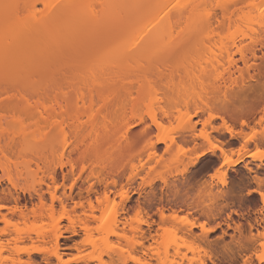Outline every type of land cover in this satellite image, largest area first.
<instances>
[{"label":"rangeland","instance_id":"obj_1","mask_svg":"<svg viewBox=\"0 0 264 264\" xmlns=\"http://www.w3.org/2000/svg\"><path fill=\"white\" fill-rule=\"evenodd\" d=\"M231 2L235 0H213L212 9L206 6L213 12V31L216 33L212 53L208 56L213 60V95L200 89L189 91L195 96L189 106L175 103L169 93L156 85L152 88L141 87L134 83L135 86L129 87L128 94H117L107 88H94L90 82L95 75V67L81 65L80 61L75 62V55L68 48V40L65 42L68 46H62L66 39L63 42L49 41L48 43L56 45L55 50L50 47L53 44L48 46L51 48L49 51L45 47V51L40 50L45 44L41 47L38 45L40 48L28 46V51L25 50L27 53L32 49L34 51L37 47L34 52H30L32 55L24 53L25 47L20 45L22 48L19 49H23L24 54L22 55L26 57L23 56L21 59L18 55L21 50L15 54L16 57L13 55L16 61L19 58L23 60L21 64L20 62L17 64L18 67L26 66L31 56L36 59L35 55L44 56V53H49L46 59L51 60L52 64H37L42 66L38 70L40 72L44 70L43 72L37 71L36 64V70L33 69L34 67H32L33 70L29 69V63L25 68L33 71V74L32 71L29 73L34 80L37 76L36 80L43 82L47 78L49 82L56 78H58L57 81L62 79L63 81L58 82L59 90L48 89L40 91L41 93L38 91L24 100L17 90L0 88V101L16 104L28 100L32 107L69 109L71 117L65 119L59 114H54L52 118L44 120H28L24 116L23 125L9 119L0 127V144H11L12 142H9L11 138L18 142L34 141L55 130L56 127L64 129L67 133V140L60 135L57 141L60 144H68L72 141L70 133L75 127L80 126L84 133L79 142L89 152L83 161L75 165L76 176L72 180L64 182L62 178V173L70 169L69 164L63 172L59 169L58 187L65 191H58V195L64 192L72 194L78 202L76 195L81 183L79 178L83 176L82 182L86 187L85 196H87L85 191H89L93 186L94 191L103 194H101L103 197L97 194L99 197L103 199L107 197L104 195H108L110 199L105 205L107 200L104 198L106 201L103 200L102 206H99L102 199L98 200L99 197L96 199L97 195H93L91 199L89 198L90 204L85 200L84 207L74 209L72 205L67 208L66 212L62 210L59 203H55V212L52 217L34 218L31 216L28 221L15 216L11 218L13 215L10 213H13L12 209L16 208V204L0 201V205H5L12 211L9 208L2 210L3 213L9 214L11 223L8 226L0 224V264H28V254L33 253L34 250L52 249L51 234L57 228L64 232L61 242L65 249L63 252L66 264H82L76 261L79 253L74 247L75 244L83 242L85 237V241L88 242L90 239L96 244L94 246L86 243L81 254V257L92 260L90 264H100V258L106 264H110L108 251L111 248L115 252L128 256L131 249L134 250L131 248L132 244L142 240L141 235L131 233L127 227L126 238L110 237L106 245V235L101 228L103 221L99 222L103 206L108 209L106 216L102 214V219L106 220V223L113 217L118 220H128V222L134 221L132 223L135 225L141 221L147 222V225L142 226L145 230L148 228L151 231L152 236L149 234L147 236L148 242L144 241L145 246L150 247L147 248L150 255L145 256L144 250L141 251L142 248L136 246L135 252L139 256L137 254L135 256L141 257L140 259L144 256L146 259L151 256L148 259L151 264H243V258L249 254H241L240 247L252 236L264 233V205L259 195V192H264V171L260 170L259 174L250 176L247 175L245 168V163L249 161L255 162L254 164H264V45L253 36L254 31L262 30L263 19L259 12L244 8V13L242 11L241 15L235 18L238 22L236 26L229 28L227 25L229 16L223 13V8ZM100 6L98 5L95 9L99 14ZM39 9V16L41 12L42 15L48 11L42 5ZM100 9L102 10L101 7ZM207 10L205 15L208 14ZM262 10H264V3H262ZM26 16L27 14L24 17ZM84 16L83 18L87 17L85 14ZM4 18L2 19L5 20ZM28 19L25 23H30L27 22ZM89 20L87 19L90 22L87 25L91 28L95 20L93 16L89 17ZM17 23L21 26L24 20L17 21ZM5 26L8 28V25ZM80 26L86 28L83 23ZM80 28L78 27L77 30L81 31ZM90 28H86L85 31ZM114 28L117 29V26ZM183 29L184 27L181 31H184ZM113 30L111 29L112 33L115 32ZM93 32H96L95 28ZM234 40L237 45L253 44L256 47V55L253 57L249 54V60L244 61L232 45ZM262 42L264 43V38ZM59 43H62L61 46ZM36 52L38 54H34ZM228 52L232 53L233 58L237 60V67L229 69ZM66 54L73 56L70 55L67 58ZM8 56L6 55L7 58L1 56L4 59H0V70L5 71L6 68H10L8 70L12 73L16 70H13L14 67L11 72V67L17 62L13 60L12 54ZM95 56L93 60L96 62L100 54ZM43 60L45 63V59ZM24 62H26L25 65H23ZM21 71H23L22 68ZM15 73L13 72L14 78ZM22 73L26 76L28 72L25 70ZM1 74L0 78L5 75V72ZM9 74L6 73L5 77H9L7 76ZM19 76L16 79H23V75ZM24 78L28 80L27 76ZM177 84L180 86L183 83L178 82ZM225 94H227L226 97L223 96ZM54 98L58 100L55 101ZM141 119L143 124L140 123ZM188 120H191L196 128L192 138L185 137L188 134H183L182 128ZM144 124L153 131V141L162 139L157 142V154L151 157L150 152L146 150L147 142L140 140L137 136ZM131 125L134 126L135 137L129 132ZM227 127L230 128L232 134L226 131ZM98 144L104 147L100 159L94 156V149ZM214 147L216 148L215 153L211 151ZM133 148H138L140 154L143 151V155L130 152ZM253 152H258L262 157L260 158L257 153L258 158L261 160L257 158L253 161L247 158V155ZM59 154H64V162L68 161L69 150L65 152L62 149ZM112 155L114 158H110ZM200 157L203 158L201 164L196 167L192 166ZM240 158L244 161L236 166L228 163L222 164L223 159L228 162ZM9 162L8 175L20 189L38 185L40 180L47 176V170L42 165L39 167L36 164L25 165L18 157L12 158ZM211 176L213 185L208 190L205 189V184ZM6 177L8 178L7 175ZM6 177L0 171V191L12 186ZM153 187L155 191H152ZM125 191H132L130 193L133 196L132 207L127 214L122 213L123 205H121L122 197H120ZM204 191H212L213 194L210 195ZM17 192L23 197L18 210L35 208L38 203L35 191ZM43 192L50 201L48 191ZM248 193L250 194L247 195ZM210 208L213 211L212 216L206 212L207 209L211 210ZM92 211L98 217V222L91 217ZM125 217L127 220L124 219ZM86 222L88 229L91 230L89 239L90 233L87 232V234L83 229V226L87 225ZM73 229L77 231V234L72 233ZM263 243V239L258 241L256 252L253 254V264H264ZM36 258L40 262V257ZM144 260L141 261L144 262ZM129 264H137V262Z\"/></svg>","mask_w":264,"mask_h":264},{"label":"bare ground","instance_id":"obj_2","mask_svg":"<svg viewBox=\"0 0 264 264\" xmlns=\"http://www.w3.org/2000/svg\"><path fill=\"white\" fill-rule=\"evenodd\" d=\"M212 3L213 0H0V59L3 57L5 58L6 55L8 56L9 54H12V56L14 55L16 57L15 54H18V50H21L19 48L22 47H25V53V50L28 51V46H31L32 48L33 46L38 47L39 45L41 47L42 44H45L40 50L45 51L44 47L48 51L51 49L50 47L55 50L57 49L56 45L53 43L52 45L48 42H63L66 39V41L61 44L65 47L68 46L67 43H65L68 40V48H70L71 52L75 55V62L80 61L79 63H81V65L86 64L87 67H95V75L92 77L90 82L94 88H107L117 94H128L130 92L129 87H132L133 85L135 86V84L141 87L149 86L152 88L154 85H156L158 88L165 90L166 93H169V95L173 97L175 103H183L184 105L189 106L195 99L194 94L192 92L189 93V91L200 89L207 94L213 95V60H211L208 56L212 53L214 35L216 33L213 31V12H211L208 7L206 8V6L211 8ZM262 3H264V0H235V2H231L223 8V13L229 16L227 25L229 28H233L238 23L236 22L237 19L235 18H238L237 16L241 15L240 13H242L244 8H248L253 12H259L263 19V28L260 31H254L253 36L255 39H258L262 45H264L262 42L264 38V10H262ZM41 5L44 6V9L48 11L46 13L44 12L42 15L41 12L39 16V8ZM98 5H101L100 7L102 8L101 10L99 7L98 11H100V14L97 12V10H95L98 8ZM206 10L208 13H206L207 15H205ZM11 13L13 14L11 15ZM87 13L88 16L89 14H93L89 17L93 16L95 20L94 23L92 22V24L94 25L96 32H93V25L91 27L92 29L87 25L90 23L88 22L90 20L87 16ZM26 14L27 16L24 17ZM84 14L87 16L86 18L88 21L86 18H83L85 17ZM20 19L24 20V24L21 26L20 23H17V21H21ZM26 19H28L27 22L30 23H25ZM83 19H85L84 21L86 23L83 21ZM82 23L83 25L85 24L86 28H90V30L87 29L88 31H85L86 28L83 27L85 32H82L83 28L80 26ZM5 25H8V28H6L7 26ZM77 26L79 28L81 27L80 30H82L78 31ZM113 26H117V29H115ZM182 26L184 27V31H181L183 28ZM143 27L145 28L142 29ZM178 27L181 29H177ZM111 29H114L115 32L113 30L114 33H112ZM61 44L59 43L60 46ZM49 45L52 46L48 47ZM232 45L237 49V52L241 55V58L246 62L249 60V54H251L253 57L256 55V47L253 44L237 45L236 40H234ZM57 47L59 49L58 45ZM22 51L23 49L21 50L20 54H18L21 59L23 56H25L22 55L24 54ZM31 51L34 52L33 49ZM30 52H26V54L32 55V52ZM34 54L38 53L36 52ZM47 54L49 53H44V56L40 54L35 55L36 59L31 56L32 59L31 57L29 58L31 62H24L23 65L26 63V66L29 65V69L34 67L33 69L35 70L38 67L37 71H39L38 69L42 68V66L39 65L53 63H50L51 60H48V58L46 59ZM99 54L100 58L95 62L93 59L96 57L95 55ZM70 55L71 54L67 55V58H69L68 56ZM1 56L3 57L1 58ZM72 56L73 55H71V57ZM8 57L12 58L11 56ZM15 57L13 60H15ZM21 59L20 61L15 60L17 63L13 62L14 66L12 65L11 72L14 67H18L17 64H19V62L21 64L23 61ZM43 59H45V63ZM40 60H43L42 63ZM227 60L229 69L235 66L237 67V60L233 58L232 53L228 52ZM35 64L39 65L36 67ZM26 66L21 65L20 67L23 71L26 70V72L31 73L33 69L29 70L28 68H25ZM20 67L17 69L14 68L13 70L16 71L13 72L15 73L18 71L15 73L16 77L18 78L19 75V77L23 75V79H16V77L14 78L13 72L10 73V70H8L10 68H6L5 71L0 70V74L3 72L1 75H3L4 72L5 75L6 73H10L7 75L9 77H5L4 75L2 76L3 79L0 78V88L6 90H17L19 96L23 100L30 96V94L37 93L38 91L42 92L48 89H53L54 91L59 90L60 87L58 82L63 81V79L58 81V78L54 79L53 81H51V79L49 82V79L47 78L44 82L40 80L42 82L39 83L40 81L36 80L37 76L34 80V77L30 73L29 74L33 78L31 76L29 77V74L27 73L26 76L28 80H24V77L26 76H24L25 73H22L23 71H21ZM19 72H21V74H18ZM11 74L13 75L11 76ZM178 82L183 84L179 86L177 84ZM183 86L184 88H182ZM56 95H54V97H56ZM226 95L227 94L223 96L226 97ZM54 99L55 101L58 100L56 98ZM0 110V127L5 121H8L9 119H12L13 122H18L20 125H23L24 116H26V119L28 120H44L50 117L52 118L54 114H59L65 119L71 117L69 115L71 110L69 109L53 107L47 108L45 106L32 107L28 100L16 104L12 102L0 101ZM140 123L143 124L142 119L140 120ZM134 124L135 123H133V125ZM133 125H131V128L129 129V132L132 136L134 135ZM183 127V134H188L185 137L192 138L196 128L192 124L191 120H188ZM59 128L56 127L55 130L42 135L39 139H34V141L22 140L18 142V140L11 138L12 140L10 139L11 141H9L12 142L11 144H0V171L4 173L5 177L6 175L8 176V178H6L12 185L11 187L0 191V201L14 202L16 204V208L12 209L13 213H10L13 215L11 218L15 216L19 217V219L23 221H28L31 216L34 218L52 217L55 212V203H59L62 210L66 212L68 207H71L72 205H74V209L78 207H84L83 205L85 204V200L90 204V199L92 198L91 196L97 194L100 196L102 194H99V191H94V187L91 186L89 191H85L87 194V196H85L84 190L86 187L85 183L82 182L83 176H80L79 180L81 183L78 187L79 192L76 195L79 199L78 202H76L77 199L72 194H67L64 192L58 195V191H65L60 190L58 187L60 177L58 172L59 169H61L63 172L66 165L69 164L70 169H67L66 173H62V178L64 182L72 180L76 176L77 168L75 169V165L79 161H83L89 152L88 149H84V146H82L79 142V139L84 133L83 128L80 126L75 127V129L70 133L72 141L68 144H60L57 141V138L60 135L64 136V139L67 140L66 131ZM226 131L231 133L230 128L228 127ZM137 136L140 140H145L147 142L146 150L147 152L151 153H149L150 157L151 155L153 156L157 154V142H160L162 139L153 141V131L150 128H147L144 124L141 132ZM133 137H135V135ZM215 147L213 150H211L213 153L216 151ZM62 149L65 152L69 150V159L67 162H64V154H59ZM103 149L104 147L101 144H98L94 149V156L100 159V157H102L101 154ZM137 149L138 148H133L130 150V152H138L139 150ZM142 152L143 151H141V154L139 152L138 153L143 155ZM220 152L223 153L222 149ZM257 153L258 152H253L252 154L247 155V158L255 161L260 155L259 153V155H257ZM14 157L21 159L25 165L36 164L38 167L42 165L43 168L47 170L46 178L40 180L38 185L32 186L30 188L20 189L19 186L13 183V180L8 175L10 170L9 161ZM112 157L114 158V155H112L110 158ZM260 158H262L261 155ZM260 158L257 160H261ZM202 159V157L198 158L196 162L192 164V166L196 167L200 165ZM243 161L244 160L242 158L236 161L228 162L223 159L222 164L228 163L232 166H236ZM254 163L250 161L245 163L247 175L251 176L257 173L259 174L260 170L264 171V164ZM134 177L135 176H133V179H135ZM212 180L213 177L211 176L209 181H207L205 184V189H211L213 185ZM154 189L155 188L153 187L152 191H155ZM17 191H35L36 198L38 199V203L35 205L36 209L34 208L28 210L26 208L25 210H18V205H21L23 197H21V194ZM43 191H48L50 195V201L46 198V195ZM161 191H163V189ZM104 192L108 193V191ZM123 192L120 196L122 197L121 205H123V207L121 206L123 208L122 213L127 214L132 207L131 204L133 202V196L130 193L132 191H125V193ZM204 192L207 194L209 193L210 195L213 194L212 191ZM98 195L95 196L96 199L99 197ZM259 195H261L260 192ZM104 196H107L104 197L107 201L104 198L102 199L103 196L99 197L98 200L100 198L102 199H100L101 204L99 206H102L103 200L106 201H104L105 205L109 202L110 198L108 195ZM261 200L264 205V196L262 195ZM137 204L140 207V204ZM24 206L26 207V205ZM103 207L102 210L100 209L102 213L100 211L101 216H99V219L101 220L99 222L103 221L101 228L106 235V245L109 243L110 237H116L118 239L126 238V230L128 228L131 233L134 232L136 233L135 235L138 234L137 236L140 234L142 238L141 241H135L133 243L134 246L132 244L131 248H134V250L131 249L132 251L129 252L128 256H124L120 252H115L112 248L109 249L108 257L110 264H129L130 262H137V264H151L148 260L151 256L147 259L145 258V256L150 255L148 253L149 250H147L148 247L145 246L144 241L147 240L148 242L147 236L148 234L149 236L151 235V231L150 229L148 230V228L145 230L142 226L144 224L147 225V222L141 221L135 225L132 223L134 221L128 222L126 217L124 219L127 221L118 220V218L113 217L108 223H106V220L102 219V214L106 216L105 214H107L106 211L108 209H105V206ZM7 208L9 207L0 205V224L2 223L6 226L11 223V218L9 217V214L3 213L2 210ZM10 209L11 208H9V210ZM207 210L208 211L206 212L212 216V209ZM93 211H95V209ZM92 214L93 215L91 216L90 214V216L93 217L95 222L99 220L98 217L94 215V212ZM87 222H89V220ZM87 222L85 224H87ZM83 227L86 233H90L88 239L91 238V230L88 229V224L84 225ZM72 233L77 234V231L73 229ZM63 237L64 232L61 229L57 228L54 230L51 234V243H53L52 249L34 250L33 253L28 254V264H66L67 261L64 260L65 254L63 252L65 249L62 247L61 242ZM85 239L83 240L84 243L81 242L75 244L74 248L79 253L76 261L81 262L82 264H90L92 260L81 257V254L83 253L82 251L84 250L86 243L87 245L90 243L94 246H96V244L90 239L88 242L85 241ZM260 239L264 240V233H259L258 236H252L247 243L240 247L241 254H249V256L247 255L245 258H243V264H253V254L256 252V246ZM136 246L141 247V251L147 250V252L145 251L146 253L143 251L145 256L143 255L144 257H142V259H140L141 257L138 258L135 256V254H137L135 252ZM262 246H264V243ZM138 250L139 249H137V251ZM137 255L139 256V254ZM36 257H40V262ZM143 258H145V260ZM141 260H144V262ZM99 263L106 264V262H104L101 258L99 259Z\"/></svg>","mask_w":264,"mask_h":264},{"label":"snow or ice","instance_id":"obj_3","mask_svg":"<svg viewBox=\"0 0 264 264\" xmlns=\"http://www.w3.org/2000/svg\"><path fill=\"white\" fill-rule=\"evenodd\" d=\"M260 194H261L262 196H264V192H261Z\"/></svg>","mask_w":264,"mask_h":264}]
</instances>
